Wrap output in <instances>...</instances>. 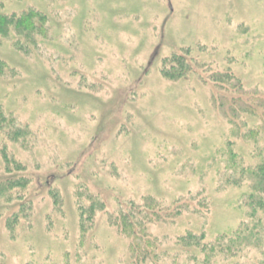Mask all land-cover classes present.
I'll return each mask as SVG.
<instances>
[{
	"label": "rangeland",
	"instance_id": "1",
	"mask_svg": "<svg viewBox=\"0 0 264 264\" xmlns=\"http://www.w3.org/2000/svg\"><path fill=\"white\" fill-rule=\"evenodd\" d=\"M257 165L264 0H0V264H189L177 237L264 205Z\"/></svg>",
	"mask_w": 264,
	"mask_h": 264
},
{
	"label": "trees",
	"instance_id": "2",
	"mask_svg": "<svg viewBox=\"0 0 264 264\" xmlns=\"http://www.w3.org/2000/svg\"><path fill=\"white\" fill-rule=\"evenodd\" d=\"M1 21L11 24L13 19L1 18ZM20 23L21 21H16V25H20ZM244 102H246V105L244 104L245 106L243 105ZM244 102L239 103V100H232V104H234V106L237 105V109L241 113H247L255 117V108H253L252 102L249 100ZM235 110L236 107H233L232 111ZM241 113L239 114L245 115ZM246 170L250 175L256 174L258 177H262L261 174H264V166L260 165ZM262 181L263 180H258L259 183H262ZM257 184L252 188L253 190L248 201L250 207V211L246 216L248 221L242 223L231 234L221 235L214 241H206L203 233L199 235L187 233L177 237L175 245L185 255L187 259L186 263L214 264L216 261L223 258L228 260L231 259L230 261L232 264H264V211L260 214L257 213L258 210H264V205L259 198H254L255 193H260V191L255 189ZM114 224L118 225V227L121 226L122 231L131 239L130 249L134 251L135 248H138V251H140L139 247L142 245L140 241L144 240L147 236V233L144 231L145 229L137 223H127L125 219L122 223L117 224L115 222ZM130 224H136V229L131 228ZM143 244L144 247L139 255L140 260H146L149 249L152 250L154 248L148 238L145 239ZM253 251H255V253L249 255Z\"/></svg>",
	"mask_w": 264,
	"mask_h": 264
}]
</instances>
